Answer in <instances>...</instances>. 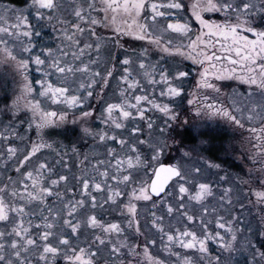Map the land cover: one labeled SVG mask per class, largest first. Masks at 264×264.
<instances>
[{
  "label": "snow or ice",
  "instance_id": "6c2138e0",
  "mask_svg": "<svg viewBox=\"0 0 264 264\" xmlns=\"http://www.w3.org/2000/svg\"><path fill=\"white\" fill-rule=\"evenodd\" d=\"M0 264H264V0H0Z\"/></svg>",
  "mask_w": 264,
  "mask_h": 264
}]
</instances>
